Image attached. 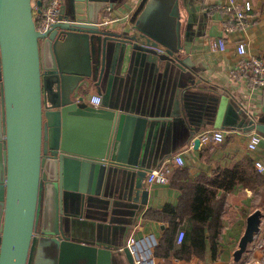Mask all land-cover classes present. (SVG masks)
<instances>
[{"label": "water", "instance_id": "obj_1", "mask_svg": "<svg viewBox=\"0 0 264 264\" xmlns=\"http://www.w3.org/2000/svg\"><path fill=\"white\" fill-rule=\"evenodd\" d=\"M160 1L177 22L174 45L138 22L106 24L113 0H64L59 20L45 32L37 28L44 0H0V264H135L127 244L93 237L79 218L98 209L107 219L116 197L142 210L152 170L144 159L146 129L153 117L125 112L112 103L110 89L100 106L87 103L84 94L90 83L103 86L109 72L113 82L120 54L127 63L133 55L187 63L179 61L180 27L185 10L188 23L193 12L184 0ZM66 49L76 56L69 62L62 56ZM183 93L178 90L169 120L186 119ZM238 119L233 103L225 112L220 104L211 125L236 129ZM136 124L139 135L128 147L126 132ZM242 126L264 133L255 120ZM200 131L191 125L196 148ZM115 174L118 190L110 188ZM261 215L257 209L248 217L236 260L254 241Z\"/></svg>", "mask_w": 264, "mask_h": 264}, {"label": "crops", "instance_id": "obj_2", "mask_svg": "<svg viewBox=\"0 0 264 264\" xmlns=\"http://www.w3.org/2000/svg\"><path fill=\"white\" fill-rule=\"evenodd\" d=\"M229 2H182L194 16L188 23L189 14L185 10L180 27L183 50L179 61L187 63L178 64L174 59L147 60L144 55L143 59L133 55L127 63L124 54H120L113 82L108 83L109 72L103 86L90 83L84 94L90 104L93 94H101L104 99L110 89L112 103L125 108V112L153 117L146 129L149 134L144 159L152 169L171 166L170 181L162 184L144 180L149 196L140 212L130 201L116 197L112 198L114 206L107 219H102L100 211L94 209V213L92 210L91 215L79 220L89 225L93 237L101 235L120 244H128L132 236L154 234L158 239L154 250L156 264H249L259 254L253 252V247L264 239V171L255 164L264 163V133L244 132L242 126L244 120L264 124V89L252 86L246 77L234 78L230 73L241 58L237 53L240 40L248 44L251 55H264V0H251L255 16L252 27L227 34V49L214 52L211 40L224 34L228 17L221 6ZM112 4L104 12L109 26L138 22L149 30L160 31L174 45L177 22L167 3L113 0ZM62 56L67 62L76 57L72 49H66ZM178 90L184 92L187 120L173 117L170 121ZM229 103L235 105L239 114L236 129L211 125L218 106L221 104L225 112ZM191 125L201 127L197 135L224 129L225 140L201 143L196 148L190 136ZM138 128L137 124L128 128L125 136L128 147L139 135ZM253 133L262 135L263 140L251 150L248 143ZM163 154L169 155L161 161ZM179 155L184 158L183 165L176 162ZM116 175L110 181L114 190L119 186ZM125 176L126 173L119 175L123 179L122 191L127 185ZM130 178L136 179V172ZM257 209L262 213L260 230L238 261L235 253L248 217ZM182 230L185 236L179 243Z\"/></svg>", "mask_w": 264, "mask_h": 264}, {"label": "built area", "instance_id": "obj_3", "mask_svg": "<svg viewBox=\"0 0 264 264\" xmlns=\"http://www.w3.org/2000/svg\"><path fill=\"white\" fill-rule=\"evenodd\" d=\"M64 0H48L43 6V11L37 16V28L41 32H45L53 27L59 20L63 9ZM222 10L227 13L228 17L224 25V34L211 40V49L214 52L225 51L227 49V34L237 29H247L255 23L253 15V4L251 0H230L227 5L221 6ZM160 52L163 49L158 48ZM237 53L241 56L239 62L230 70L232 77H246L250 84L254 87L264 89V55H251L248 50V44L244 40H240L237 44ZM103 101L101 94H93L89 102L93 106H100ZM201 143L223 142L226 137L224 129H211L200 133ZM263 137L259 133H253L248 143L249 149H256L262 142ZM178 165L185 163L184 158L176 156ZM256 166L260 171H264V163L256 161ZM172 167L162 165L153 168L149 173L147 180L150 183L159 182L162 184L170 181ZM185 231L179 234V243L183 242ZM158 245V239L154 234H148L142 237H130L127 246L131 249L135 264H156L155 247ZM253 252L258 251L259 254L252 258L249 264H264V239L257 242L253 247Z\"/></svg>", "mask_w": 264, "mask_h": 264}, {"label": "trees", "instance_id": "obj_4", "mask_svg": "<svg viewBox=\"0 0 264 264\" xmlns=\"http://www.w3.org/2000/svg\"><path fill=\"white\" fill-rule=\"evenodd\" d=\"M48 3V0H44V5H46Z\"/></svg>", "mask_w": 264, "mask_h": 264}]
</instances>
